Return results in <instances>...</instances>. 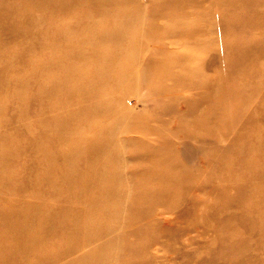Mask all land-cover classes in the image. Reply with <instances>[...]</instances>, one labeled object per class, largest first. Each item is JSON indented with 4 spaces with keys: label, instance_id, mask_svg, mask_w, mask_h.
<instances>
[{
    "label": "rangeland",
    "instance_id": "1",
    "mask_svg": "<svg viewBox=\"0 0 264 264\" xmlns=\"http://www.w3.org/2000/svg\"><path fill=\"white\" fill-rule=\"evenodd\" d=\"M0 264H264V0H0Z\"/></svg>",
    "mask_w": 264,
    "mask_h": 264
}]
</instances>
